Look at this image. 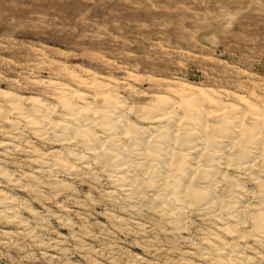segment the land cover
<instances>
[{
	"label": "rangeland",
	"instance_id": "obj_1",
	"mask_svg": "<svg viewBox=\"0 0 264 264\" xmlns=\"http://www.w3.org/2000/svg\"><path fill=\"white\" fill-rule=\"evenodd\" d=\"M65 85L78 105L79 94L89 96L88 123L102 143L99 155L89 154L81 133L70 144L61 140L68 123L59 99ZM184 86L214 94L226 111L239 107L241 134L239 145L226 149L210 188L217 199L213 215L198 211L194 191L207 185L201 167L212 130L221 125L209 102L199 99L204 110L195 116L208 144L196 156L185 215L176 222L156 196L168 197L174 167L172 179L154 189L152 168L142 171L138 163L152 165L158 133L146 114L157 106L156 95L176 103L169 151L177 161L189 126V109L175 94ZM108 87L122 102V120L115 124L124 132L119 137L127 165L140 178L134 203L118 191L112 142L99 125L101 112L109 110L103 99ZM240 97L264 114V0H0V199L7 197L15 211L11 218L0 215V264H264V240L253 229V213L264 210L261 189L236 167L252 127ZM16 107L32 119L45 108L56 123L43 122L38 134ZM137 137L146 141L143 160ZM249 151L264 181V145ZM234 199L240 200L241 221L231 234L221 227ZM217 237L226 243V258L215 251ZM236 253L244 262L235 261Z\"/></svg>",
	"mask_w": 264,
	"mask_h": 264
},
{
	"label": "bare ground",
	"instance_id": "obj_2",
	"mask_svg": "<svg viewBox=\"0 0 264 264\" xmlns=\"http://www.w3.org/2000/svg\"><path fill=\"white\" fill-rule=\"evenodd\" d=\"M81 83L89 84L86 81ZM66 86L67 85L61 88V92L59 94V99L61 100L60 102L63 105L65 111L64 119L68 120L67 121L68 123H64L62 125L63 126L62 129L65 134L63 136L66 137H64V139L61 140H63L64 142L69 141L70 144V141L74 140L76 135L81 133L86 138L84 147L85 146L87 147L86 149L89 152V154L97 155L99 153L98 152L99 149L102 148L101 147L102 143L99 142V138H97L94 135L92 129L89 127L88 116L92 110L90 107L91 103L88 101L89 96L84 93L79 94L77 99L81 101L82 105H78L76 101L72 99V94L74 93L73 89L67 88ZM4 94L6 95V97H9L11 99H13L14 97H15L14 99L17 100L22 99L8 92H5ZM175 94L177 97L180 98V102L186 108L189 109L188 111L185 112V116L187 118V122L189 126L188 125L185 126L184 137L182 138L180 147L177 149V151H175L176 152L175 156L177 157V161L174 163L172 162L171 157L173 154L172 152L169 151L170 150L169 145L171 142L170 130L177 119L176 111L174 107L176 103L170 97L164 95H156L155 100L157 101V106L146 114L150 116L148 118L151 119L149 122L155 124V127H152L151 129H153L155 133H158L155 136V139L153 140V146L151 149L152 165L148 166L149 163H147L146 161H140L138 164L140 165L142 171H149L150 167L152 168L151 169L152 177L149 182L154 187V189H161L162 187H164V183H163L164 180L170 177L169 168L171 167V165L174 167V171H173L174 175L172 177L173 180H171L172 178L170 177L172 183L170 184L171 188L168 197L167 198L161 197L162 193L160 194V192L156 193V196L159 200L162 201L163 206L166 209V212H170L174 217H176L177 219L176 222H177V221H181L185 215V211H186L185 200L187 199L188 192L191 190L190 181L193 172L195 171L194 166L198 163V161L196 160L197 159L196 156L201 153L202 151L201 149H203L202 147H204V151H205L206 146L208 144L206 135L205 133H203V128L205 126L201 124L199 118L197 117L198 118L197 119L195 116L196 114L200 116L201 115L200 113L201 112L203 113L204 110V109L202 110V108L199 105V103L201 102L199 99L205 98L206 101L209 102L210 107L213 109V114L215 115V118L217 119L218 122H221V125L213 128L212 130L213 137L211 139L209 154L207 156V160H205L206 162L201 167L203 174L202 184H207V185H203L201 187L198 186L197 191H194L195 199L199 205L198 211H205L212 214L216 209L217 199H215L214 197L215 194L214 196L210 194L212 193L210 192L212 190L210 188L214 187V183L216 182V181L214 182V177H216V173L219 172L218 170L220 168L219 165L222 164L223 162L222 160H224L223 159L224 156L226 158L225 155L227 151L226 149L229 148L230 146L233 145L235 146L238 144L236 141L237 138L236 133L241 134V131H239L241 125V122L239 121L241 110L236 105H230L229 111H226L225 110L226 107L223 105L221 101L217 99V97L214 94L209 93L206 90L195 86L181 87V89L176 91ZM103 99L107 104L106 108L109 110H105L101 112L102 116L100 117L99 125L101 128L109 132V136L107 137V139L112 142V146L110 147L108 152L111 153L109 154L110 157L109 159L111 164L113 165L114 163L113 166L116 167V171L113 178L116 184H118L117 185L119 187L118 191L126 195V197L130 201H132V203H134V200L136 199V195H137L136 188L140 184V178L139 175L134 174V172L130 169V166L127 165L128 163L125 158V152L122 149L123 147L121 146L122 144L120 143V137H119L120 132L121 134L124 132L118 129L115 124V122H121L122 120L121 116L118 115L123 105L122 102H119L118 98L112 94L110 87H108V91L106 95H104ZM31 100H33L34 102L38 101L35 98H32ZM239 100L242 105L246 106L251 111L250 113L252 115V124H251L252 127H250L247 131L248 138L246 139L245 142L247 146L246 145L245 147L243 146L244 149L241 148L242 151L238 150L240 151L239 152L240 154L237 153L238 162L236 164L237 165L236 167L237 169H240L245 175H248L250 178H253L254 181L259 184L261 189L260 196L263 199V200L261 199L260 204L264 206V181H261L258 177V174H256V168H255L256 164H254L252 160V157L254 156H252V153L249 151L250 149L253 150L258 149L259 145L262 144L264 145V131H262L264 127V114L256 107L255 104L248 101L246 98L240 97ZM110 101L115 103L116 106L112 107L114 104L110 103ZM44 109L45 108H43V110L42 109L36 110L38 114H36L37 117H35L34 119L31 118L32 116L25 115L24 108L22 109L16 107L15 110L20 111V116L27 119L31 127L32 125L34 128L38 127L39 129H36V133L41 134L45 129L44 126L42 127V124H44L43 122H46L47 126L54 125V123H56L52 119H50L49 113L46 112V110ZM1 113L2 111L0 109V114ZM205 115H207L206 111H205ZM80 116L83 117L81 118ZM202 121H204V119ZM72 125L73 126L78 125L76 130H74ZM259 126H261L262 128ZM258 129H260L261 132H259L260 130ZM58 137H62V135ZM143 143L145 144L146 141L142 142L139 137H137V139H134V144L136 146L138 156L141 157L140 160H143V156L145 155V150H147V148L143 147L144 146ZM6 146H11V145L7 144ZM60 157L58 156L57 158V160L60 159V161H58L60 163L57 164H60L59 166L61 165L64 166L65 162ZM43 162H45V160ZM167 180H169V178ZM6 198L7 197H2V199H0V209H2V211H0V215L1 216L5 215V217L11 218L15 215V214L13 216L9 215V214L12 215L13 212L15 213L14 206L11 204L12 201L8 203L10 205H7L5 201H7L8 199L6 200ZM239 203H240L239 199H234L233 202H231V204L228 205L230 210V211L228 210L229 211L228 219L222 220L224 221V223H222L223 228L221 227V229L224 230L229 229L227 231H230L231 234L237 232L236 222L241 221L239 219L241 204L239 205ZM258 209L259 210L253 213L254 216L253 229L255 230L254 232L259 233L258 236L260 237V239L264 240V214H263L264 212H262L264 210L260 209L259 207ZM213 217L217 218V215H214ZM231 222H233L234 224H231ZM218 243L220 245L216 247L215 251L219 253V255L222 256V258L223 257L226 258L225 257L226 243L222 242L221 240H219ZM235 258H236L235 261L237 263L241 262L242 260L244 262V260L246 259L239 253H236Z\"/></svg>",
	"mask_w": 264,
	"mask_h": 264
}]
</instances>
